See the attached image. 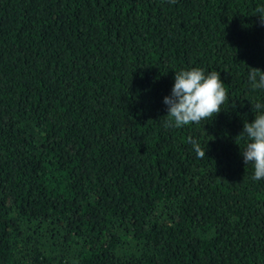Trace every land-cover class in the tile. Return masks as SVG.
Segmentation results:
<instances>
[{"label":"trees","instance_id":"obj_1","mask_svg":"<svg viewBox=\"0 0 264 264\" xmlns=\"http://www.w3.org/2000/svg\"><path fill=\"white\" fill-rule=\"evenodd\" d=\"M264 0H0V264H264ZM219 72L210 120L164 127L174 71ZM190 140L205 147L197 158Z\"/></svg>","mask_w":264,"mask_h":264},{"label":"clouds","instance_id":"obj_2","mask_svg":"<svg viewBox=\"0 0 264 264\" xmlns=\"http://www.w3.org/2000/svg\"><path fill=\"white\" fill-rule=\"evenodd\" d=\"M264 21V6L256 10ZM247 80L253 90H264V71L249 67ZM227 99L225 83L219 72L205 71L200 67H190L174 71L169 94L162 98L166 108L164 127H184L199 124L214 117L222 110ZM254 118L245 120L239 133L244 141L240 155L245 165L253 169L252 179L264 180V103L257 101ZM197 158L204 159L205 147L195 140L189 141Z\"/></svg>","mask_w":264,"mask_h":264}]
</instances>
